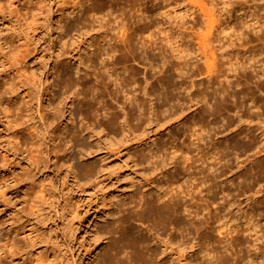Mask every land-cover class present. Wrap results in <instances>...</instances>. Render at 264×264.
<instances>
[{"label": "rangeland", "instance_id": "obj_1", "mask_svg": "<svg viewBox=\"0 0 264 264\" xmlns=\"http://www.w3.org/2000/svg\"><path fill=\"white\" fill-rule=\"evenodd\" d=\"M79 1L0 0V94L10 85H13L17 94L13 101L14 106L10 110L6 109L8 93L4 91V95L0 96V264H119L116 259L104 260L109 253L110 242L113 245L121 244L124 248L123 255L128 253L136 259H141L143 256L136 243L137 231L140 228L151 243L159 248L166 264H264V166H262L264 123L259 126L257 118L253 120L247 118L248 114H243L238 107H231L228 110L226 108L218 112L215 102L216 93H212L213 86L207 81L206 68L203 67V61L196 59L199 58L197 46H201L199 45L201 34L203 30V33L208 32L197 7L200 8V5L207 3L214 9L217 7L216 10L219 11L217 13L222 14L223 17L220 18L224 19L225 25L234 23L238 29V26L242 28L254 24L258 19L263 21L264 0H252V2L228 0L232 2L227 4L228 8L223 3L227 0H214L215 3L212 2L214 4L211 0H148V2L147 0H85L82 11L78 14V9H74L79 5ZM202 2L206 3L202 4ZM145 5L152 8L153 11L150 12L157 20L154 27L157 29V42L153 43L156 51L163 45L175 63L184 60L178 55L186 54L193 68L190 72L191 77L183 80L179 73H173L172 79L167 77L172 81L170 85L172 89L167 99L166 95L160 93L163 90L161 81L166 80V77L161 76L163 79L159 78L161 81L155 82L159 89L148 97L156 108L150 113L153 118L145 121L140 127L130 123L125 125L130 116L126 113L127 109L123 103L124 95H121L122 93L117 95L113 89L114 84L106 88L92 80L78 86L81 90L78 96L76 92L71 93L72 90L76 91V87L70 93H66L65 95L68 96L58 105L55 98L59 92L65 90L59 83L64 81L69 71H73L77 76L79 67L85 69V65L80 64L81 57L83 56L85 61L100 45L105 42L107 45L111 37L110 32L115 31L113 28L117 24H114L116 21L127 19L128 21H124L127 22L125 28L129 33H134L138 29L147 31L141 30L137 22V19L146 13ZM221 9L226 11L222 12ZM262 13L263 15H260ZM118 16H122V19ZM50 18L51 27L48 26ZM78 19H82V23H79ZM111 25L114 26L111 28ZM198 29H202L200 34ZM181 30H184L183 33ZM232 30L222 32L220 28L211 34L215 42L209 46L212 47L210 51L215 49L216 45L222 44L224 50L219 53L224 52L223 61L227 63H224L227 65L225 68L235 62L233 57L235 54L232 50L234 45L231 46L230 40ZM218 31L221 34L220 32L218 34ZM227 31L230 33H226ZM104 34L109 35L107 39ZM262 42L264 40L257 39L254 43L259 45L257 47H262ZM1 44L5 47V51L2 50ZM189 52L192 53L189 55L187 54ZM240 57L241 62L248 60L247 56V58ZM129 61L127 63L131 65L130 67L133 66L136 71L138 69L140 71L137 75L140 76L138 85H146L144 63L139 59ZM161 63L160 60L155 63L154 72L162 68ZM200 66L204 69L201 70ZM121 70L124 71L122 67ZM82 73H85V70H82ZM162 73L158 72L157 75ZM149 79L155 80V78ZM44 82L51 87L41 100L40 87L41 83L45 84ZM203 82L206 85H203ZM254 85L257 87L256 83H252V86ZM258 91L262 93L257 92L258 94H264L263 91ZM158 94L161 98H158ZM204 99L208 101L207 104ZM198 100H201L200 103ZM108 107L119 115V129H114L107 123L104 115ZM181 108H184V113L178 116L177 111ZM238 110L242 113L240 115L247 118V122L240 121ZM211 111H214V114H211ZM175 112L177 117L173 116ZM206 114L209 115L206 126L208 135V132L204 133L201 129L203 125L201 116ZM13 119L21 121L19 125L25 129L26 136L17 137L18 128L15 129L8 122ZM72 120H74L73 125L62 131V126ZM228 120L234 121L233 125L229 126L231 129L229 127L220 129L219 125ZM249 121H253L252 124H247ZM186 124L192 129L188 128L185 131ZM235 124L238 126L233 127ZM210 126L214 127L213 131L210 130ZM49 130L54 131L52 138L49 137ZM251 132L255 135L253 147L248 143ZM201 135L205 136L204 140L199 137ZM27 137L30 140L29 144L25 142ZM234 138L239 139L234 140ZM173 139L177 148H180L185 141V148L192 151L190 156L194 157H190L191 159L178 153L182 156L181 160L187 159V165L191 164L190 162L191 165L194 163L192 169H189L192 172L184 171L182 164L176 163L175 159L169 157L177 149L176 146L171 145L175 142ZM162 143L169 149L163 150V153H170L167 157L170 159H166L165 163L158 162L156 156L152 157L155 148ZM212 146L214 147L211 148ZM206 158L210 159V165ZM224 158L227 161L226 165ZM91 165L95 166L93 171H90ZM210 166L219 168L220 174L217 177L210 173L212 172ZM200 167L205 169V173H199ZM176 168L184 172L179 178L174 175ZM205 174L211 175L207 177L208 179L201 177ZM202 178L204 181H220V184L217 182V190L218 188L221 190L220 187L223 186L222 190H233L237 194L239 192L236 198L242 201L241 209L234 206L235 215L233 214L230 226L234 225L236 230L230 234L224 231L219 233L221 221H216L214 226H211L202 220L209 210L216 211L215 207L210 206L205 210L198 208L199 227L205 229L211 239L206 243L212 251L210 259L203 257L205 252L200 253L199 244L192 249L189 248L188 255L179 256L178 243L168 244L165 241L169 238V234H159L153 228L152 222L148 220L142 222L138 218L141 194L144 195L143 200H145V198L158 199L159 192L164 194V191L166 193L171 189L201 190L196 189L195 186L197 182L203 180ZM180 183L183 186L178 189ZM203 190V193L199 194V200L206 202L201 195L207 197L208 189ZM186 199H190V196ZM220 200H222L221 196L214 205L217 206ZM190 202L192 201L188 200L187 203ZM197 206H194V209H197ZM117 208L119 212L114 214ZM248 218L254 219L251 225L260 223L257 228L261 232L256 234L254 230L246 231L247 233L244 231L243 226L246 229L250 228V223L246 222ZM194 219L193 214L187 213L186 223ZM148 228H152V231ZM239 229L243 235L238 233ZM169 232L174 233L175 229L171 228ZM259 236L263 239L259 241V248L256 249L253 246L256 243L254 239ZM244 241H250V245L240 243Z\"/></svg>", "mask_w": 264, "mask_h": 264}, {"label": "bare ground", "instance_id": "obj_2", "mask_svg": "<svg viewBox=\"0 0 264 264\" xmlns=\"http://www.w3.org/2000/svg\"><path fill=\"white\" fill-rule=\"evenodd\" d=\"M84 1L85 0H80L79 1V5L78 6L76 5L77 7L74 9V10L78 9V14H79V12L82 11V6L84 5ZM230 1H228V0L225 1V2L223 1V3L226 6L227 4H231L232 3ZM232 1L236 2L234 0H232ZM147 2H148V0H147ZM206 2H202V4H205ZM212 2H214V0L213 1L211 0V3ZM247 2L248 1H246V3ZM251 2H252V0H251ZM214 3H212V4H214ZM241 4H243V2H241ZM231 6H233V5H231ZM240 6H242V5H240ZM145 7H146V13L142 17L140 15H137V14H135V15L140 16L139 19H137L138 26L141 28V30L146 29L147 31L143 32L144 30L140 31L138 29L139 31L137 30L134 33H129L128 29L125 28V26L127 25V22L124 21V20H127V19H124V18H123L124 20H120L119 19V21H116L115 23L113 22L114 24H116V23L117 24H116V26L111 25V28H112V26H114L113 30H115V31H112V33L109 31L111 37H110V41L107 42V45L105 44L106 42L104 44L100 45L97 49H95L96 51L93 52V55H91L89 58L87 57V60H85V61H83V58H82L83 56H82L81 57V61L80 60L79 61H80V64L85 65V69H82V67H79V69L77 71V73H78L77 76H76V74L73 71H69L67 73L64 81H61V83H59L61 85V87L63 89H65V90L62 93L59 92L58 96L55 98L58 101V103H57L58 105L60 104V102H62V100L65 97L68 96V95H65L66 93H70V91L76 87V91L72 90L71 93H75L76 92V94H77L76 96H78L80 94V91H81L78 86H80L82 84H86L87 82L89 83L92 80L101 83L106 88H109L112 84H114L115 86H114L113 89L116 91L117 95H120L121 93H122L121 95H124L123 103H124V105H125V107L127 109L126 113L130 116V118L127 120V122H125V125H126V123L127 124L130 123L133 126L140 127V126L143 125V123H145V121H147L148 119L152 120V118H153V116H151L150 113L151 112L153 113L156 108L154 107L152 102L150 103V100H149L148 97L152 96L159 89V88L156 87V83H155L157 80L161 81V79L166 77V80L164 79V80L161 81L163 90L160 91V93H162L163 95H166L167 99H168V94L170 92V89H172L170 87V85L172 84L171 83L172 81H169L168 80L169 78L167 79V77L171 78L173 73H179V76L181 75V77H183V80L186 79V77H191L190 76V72H191V69H193V68L191 66L192 64L190 65L189 58L187 59L186 54H181L180 56L178 55V57L180 59L184 58V60H180L178 63H175L174 60L171 59L172 56H170L167 53V51H166V49L164 48L163 45L161 46L162 48L160 50L156 51V48L153 45V43L157 42L156 41L157 40L156 39L157 29L154 28L156 26V21L157 20L154 17V14L152 12H150V11H153V10H151L152 8L150 9L149 8L150 6H146V5H145ZM228 7L229 6L227 5V8ZM251 7H252V5H251ZM253 7H254V4H253ZM263 7H264V5H263ZM197 8H198V11L200 10V12H201L200 15H202L201 17H203L202 19H203V22L206 24L205 26H206L208 32L203 33L204 32V30H203V32L201 34L202 36L200 35L201 36V41H200L199 45H201V46H197V47H199V48H197L198 51H199V55L197 57H199V58H196V59H197V61H198V59H199V61L201 60V62L203 61V63H202L204 65L203 67L206 68L205 69L206 70L205 73L207 74L206 75V78L208 79L207 81H209V83H211L212 86H213L214 90H212V93L213 92L216 93L215 96L217 97V101H215V102H217L218 112H220V111H222L223 109H226V108L228 110V108L230 109L231 107H233V108L234 107L235 108L238 107L239 110L243 111L242 112L243 114L244 113L246 115L248 114L249 117H247V116H245V117L252 118V120L254 118H257L259 126H262L263 123H264V96H263L264 94L261 95L262 93L259 92L258 90H261V91L264 92V85H261L262 83L264 84V42H262L263 43L261 45L262 47H257L258 44L254 43V42L257 41V39L261 40V41L264 40V18L262 17L263 21L259 20L258 18H255V19H258V20L256 22L253 20L254 24L246 25L245 27H242V28L241 27L239 28V26H238V29H237V25H234V23H232V25L230 23L229 24L227 23V25H225V21H223L224 19L222 20L220 18V17H223L222 14L217 13V12H219V11L216 10L217 7L214 9L213 6L210 7L208 5V3H207V4L203 5V6L200 5V8L199 7H197ZM230 8H232V7H230ZM218 9H220V8L218 7ZM234 9H235V7H234ZM240 9H242V7ZM256 9H258V8H256ZM262 9L263 8L261 7L260 10H262ZM221 11H222V9H221ZM223 11H226V9L223 10ZM227 11H228V9H227ZM259 11H257V12H259ZM251 12H252V10H251ZM254 15H255V13H254ZM260 15H263V13L260 14ZM253 16L251 15V17H253ZM104 17H106V16H104ZM121 17L122 16H120L119 18H121ZM125 18H127V17L125 16ZM116 19L118 20V18H116ZM78 20L77 21L79 23L80 22L82 23V19L81 20L78 19ZM225 20H226V18H225ZM114 21H115V19H114ZM134 23H136V22L134 21ZM51 25H52V21H51V18H50V20L48 19V26L51 27ZM203 26H204V24H203ZM249 27H251L250 30H248ZM200 28H203V27L200 26ZM220 28H222V32H224V31H226L228 29H230V31L232 29L234 30V31L232 30L233 33L230 36V38H231L230 40H231V46H232V44L234 45L232 50H233V52L235 54V56H233V57H235V62H232L230 67H227V68H225V66H227V65H224V63L227 64L226 61L225 60H224L225 62L223 61V53L224 52L219 53V51L221 52V51L224 50L223 46H221L222 44L220 46L216 45L215 49L213 48V49H211V51H210V48H212V47H209L210 45L212 46V43L215 42L214 41L215 38L212 40L213 36L211 38V34L213 32H215V31H217V30H220ZM200 30H202V29H200ZM200 30H199V34L201 32ZM181 31H182L181 33H183L184 30H181ZM219 32L220 31H218L217 33L219 34ZM146 33H147V35H146ZM226 33H230V32L227 31ZM252 33H254V34H252ZM220 34H221V32H220ZM108 36L109 35L105 36V34H104V37H106V39H107ZM219 36L217 38H219ZM254 39H255V41H254ZM216 41H217V39H216ZM218 42L221 43V41H218ZM1 46H2V50H4L5 47L2 44H1ZM181 52L182 51H180V53ZM190 53H192V52H189L187 54L190 55ZM260 55H262L263 57H261ZM240 56H242V57L245 56V58L248 57V60L241 62V60L239 59V58H241ZM257 56H259L261 58H258ZM236 58H237V61H236ZM131 59H136V60L139 59L141 62L144 63L145 69H146V72H145L146 77L144 78V76H143V78L146 79V81H147L146 85H144V86L142 84L138 85L139 84L138 82L140 80V76H137L139 69H138V71H136L135 70L136 68H134L133 66L130 67L131 65L129 66V64L127 62L129 60H131ZM159 60L162 62L161 63L162 68L159 69L158 72H163L162 75H157L158 72H156V71L154 72L155 63L158 62ZM195 64H198V63H195ZM195 64H193V66H195ZM121 67H122V69H124V71L121 70ZM196 67H197V65H196ZM200 67H198V69ZM203 67H201L200 69L203 70L204 69ZM200 69H199V71H200ZM82 70H85V73H82ZM205 73H203V74H205ZM139 74H141V73H139ZM161 76H164V77L162 78ZM149 78H155V80L151 81L152 79L150 80ZM159 78H161V79H159ZM204 82H206V81H204ZM204 82H203V85H206V84H204ZM252 83H254V84L256 83L258 88L255 85L252 86ZM50 87H51L50 84L41 83V87H40V94H41L40 99L41 100L43 98V95L47 92V90H49ZM207 87H209V85H207ZM252 87H256L258 90L256 88L254 89ZM6 89L7 90H4L5 92L8 93L7 94L8 100L6 101L7 104H8V107H6V109L10 110V108H12L14 106L13 101L17 97V94L15 92L16 89L13 87V85H10L9 88H6ZM204 89H206L205 86H204ZM211 89H209V92H210ZM4 91H2L0 96L4 95ZM202 91H204V90H202ZM143 92H144V94H142ZM205 92H207V91H205ZM257 92H259L261 94H258ZM158 95H159L158 98H161V95L160 94H158ZM195 98H196V96H195ZM191 100H192V98H191ZM195 100L197 101V99H195ZM195 100H194V102H195ZM201 100H203V99H201ZM200 101L198 103H200ZM204 101L207 104L208 101H206V99H204ZM51 104L52 103L50 102L49 105H51ZM176 105H178V104H176ZM188 106L191 108L190 105H188ZM213 106H214V104H213ZM196 107H197V105H196ZM151 109H152V111H151ZM177 110H179V109H177ZM239 110H238V112H239ZM213 112L211 111V114ZM182 113H184V108L183 109L181 108L180 111H177L178 116L182 115ZM240 113H241V111L239 112V116H238L240 118V121H242L243 123L247 122V120H246L247 118L245 119L244 116L240 115ZM204 114H205V112H204ZM204 114H202V115H204ZM55 115L56 114H54V116ZM152 115H154V114H152ZM173 116H176V112H175V115L173 114ZM104 117H105V119H106V121H107V123L109 124L110 127L114 128V129H119V127H120L119 115L116 112H114L113 110H111L110 107L107 108ZM201 117H203V118H201ZM201 117L200 118L203 121V125L201 126V129H202V131L204 130V133L205 132L207 133L208 129H207L206 126H208L207 120H209V118H208L209 115L206 114L205 116H201ZM200 118H199V120H200ZM54 119H56V118H54ZM257 119H255V120H257ZM255 120H254V122H255ZM169 121H171V120L169 119ZM8 122L11 123V126L14 127L15 129L18 128L17 129V133H18L17 137L26 136L25 129L21 125H19V123L21 122L20 120L13 119V120H8ZM70 122L66 123V125H64V127L62 126V129H63L62 131H64V129H66L68 126L73 125L74 120H72ZM153 122H155V121H153ZM209 122L211 123V119H210ZM233 122H232V120H228V122H222V124H220L219 127H220V129H226L229 126L233 125L232 124ZM252 122L253 121H249V123H247V124H250V123L252 124ZM188 126H189V124H188ZM236 126H238V125L235 124V126H233V127H236ZM186 127H187V124H186ZM186 127H184V128H186ZM240 127H242V126H240ZM47 128L50 129L49 127H47ZM188 128L189 127H187L184 130L186 131V130H188ZM190 128L192 129V127H190ZM206 129H207V131H206ZM229 129H231V128L229 127ZM210 130L213 131L214 127L211 128V126H210ZM234 130H235V128H234ZM53 132L54 131L49 130V137L52 138ZM193 132H195V130H193ZM217 133L219 134V132H217ZM208 134H209V132L207 133V135ZM204 135H201L203 137H201V136H199V137L202 140H204V138H205ZM249 135H250V133H249ZM236 139H239V138H234V140H236ZM249 139H250V142H248V143L250 144V146L251 147L255 146V145H253L254 139H255V135H253L252 132H251V135H250ZM25 142L27 144H29V142H30L29 137L26 138ZM49 143H50V140H49ZM175 143H176V141L174 142V144H171V145H173L175 147L177 145ZM188 145H190V144H188ZM208 145H210V144H208ZM238 145L240 146V143ZM166 146L167 145L163 144V143L160 144V145L158 144V147L155 148L152 157L156 156V157H158V158H156V160L158 162L164 161V163L167 160H169L170 158H172V159H175L176 163H180V164L183 165V166L182 165L181 166L183 167V169H185L184 171H186V170L188 171L189 169H192L191 167L194 165V163H193V165H191L192 162H190L191 164H189L187 162L189 164V165H187L186 164V160L189 159L190 157H194V156H192V155L190 156V154H191L190 152H192V151L185 148V146H186L185 141L181 144L180 148H177V146H176L177 149L173 151V155L171 153V156H169L170 157L169 159L167 157H168V154H170V153H166V152L163 153V150H165V151L169 150V149H167L168 147H166ZM197 146H199V145H197ZM234 146H236V145H234ZM202 147H203V145H202ZM213 147L214 146H212L211 148H213ZM169 148H170V146H169ZM207 148L209 149L208 146H207ZM203 149H206V148H203ZM215 150H218V149H215ZM212 151H213V149H212ZM170 152H172L171 148H170ZM179 152L182 153L185 156V158H187V159L183 158L185 160H181L182 156L178 155ZM151 153H152V151H151ZM211 154H213V153H211ZM67 155H68V153H67ZM222 156L220 155V157H222ZM211 157H213V155ZM220 157L218 156V158H220ZM223 157L226 158V156H223ZM72 158H75V157H72ZM211 159H213V158H211ZM222 159H220V160L222 161ZM203 160L205 161V159H203ZM207 160L209 161L210 159H207ZM215 160H216V158H215ZM251 160H252V158H251ZM221 161H219V162H221ZM225 161H226V159H225ZM263 161H262V166H264V162ZM161 163H163V162H161ZM173 163H175V162L173 161ZM224 164L226 165L227 161L224 162ZM209 165H210V161H209ZM195 166H194V168H195ZM177 167H178V165H177ZM210 167L212 168L211 169L212 172H210V173L214 177H217V175L220 174V173H218L219 168L218 167L215 168L216 166L215 167L214 166H210ZM94 169H95V166L91 165L90 171H93ZM176 170H177V168H176ZM199 170H200L199 173L200 172H204L205 173V169L204 168L201 169V167H200ZM231 170H233V169L231 168ZM189 171H191V170H189ZM251 171H253V170H251ZM194 172H193V174H194ZM206 172H208V171L206 170ZM182 173H184V172H182L181 170L178 169L177 171L174 172V175L179 178V176L182 175ZM256 173H257V170H256ZM211 174H205V176H201V177H203V178L204 177L205 178L208 177L209 178V175H211ZM174 175L172 173V176H174ZM202 175H203V173H202ZM180 178H182V177H180ZM210 179H212V177ZM206 181H204V179L202 181L200 180L199 183L196 181L197 182V185L195 186L196 189H201V190H183V189H181L183 184L180 183V184H178V187H180L178 189H181V190H175V189L172 190L170 188L171 190H167L166 193L164 191V194H163V192H161V193L159 192V198L158 199L145 198V200H143L144 199L143 198L144 195L141 194V199L142 200L139 202L140 203L139 204L140 205V209L138 211V218L142 222H145L147 220L149 222H152L151 224H152L153 228H155L159 232V234L160 233H164V234L166 233L167 235L169 234V238L167 240H165V241L168 244H170V243L171 244H175V243H172V242L178 243L177 244V246H178V250L177 251H178V253H180V255L178 254L179 256L188 255L190 253V252H188V249L189 248L192 249V248L196 247L197 244H199L200 245V253L205 252V256H203V257H206L207 259L212 258V257H210V256H212V251L209 249V247H207L208 245L206 244L207 242H209L211 240L210 239V235L208 234L207 231H205V229H201L199 227V223H198L199 218H198V216L200 215V210H198V208H202V210L203 209L205 210V209H207L210 206H212V208L215 207L214 209L216 211L209 210L208 214H206L205 217L202 218V220L205 223L207 222L211 226H214V223L216 221H221L222 224L219 227V233H223V231H224L225 233L227 232V234H230V233L233 232V230H236L235 227H233L234 225L230 226V221L233 218V214H234V210H235L234 206H237V208H239V209L242 208V201H240V200H238L236 198L240 193L238 192V194H237L233 190H229V191L228 190H222L223 186L220 187L221 190H219V188L217 190L216 187H218V183L220 184V181H218V180H217L218 183L214 182L215 180L213 182H212V180H209L207 182ZM210 181L212 182L211 184L209 183ZM175 182H178V181H175ZM175 182H173V183L175 184ZM173 183H172V185H173ZM173 186L176 187V185H173ZM204 188L208 189V190H206V191H208L207 192L208 194L206 193V195H208V196L204 198V195L202 194L201 198L204 199L206 202L199 200V194L203 193V191H204L203 189ZM221 194H223V195H221ZM241 194H242V192H241ZM168 195H169V197H168ZM188 196H190V199H186ZM220 196H221L222 200L218 201V205L215 206L214 204L217 202V199ZM238 198L240 199V197H238ZM188 200H191L192 202L187 203ZM194 206H197V209H194ZM219 208H220V211H219ZM217 209H218L219 212L217 211ZM115 210L116 211L114 212V214L119 212L118 208L115 209ZM187 213L189 215L193 214V218H195V219L192 220V221L190 220L189 222L186 223V215H187ZM248 219L249 220L246 221V222L250 223L249 224L250 228L246 229L242 225L243 229H245L244 231L245 232L246 231L250 232V231L254 230L256 232V234H258L260 230L257 227L260 226V223L256 222V223H252V225H251V222H252L253 218L252 219L248 218ZM240 225H239V227H240ZM171 228L175 229L174 233L169 232V230H171ZM148 230L152 231V228H148ZM193 232H194V235H192ZM238 233L243 235L241 229H239ZM263 236H264V234H263ZM262 239L263 238H261V236L257 237V239L256 238L254 239V240H256V241H254L256 243H254L253 246L256 249L259 248L258 243H260L259 241L262 240ZM136 240H137V242H136L137 243V247L141 250V253H142V256H143L141 259H136L135 257H133L132 255H130L128 253L126 255H123L122 254V251L124 249L123 246L121 244H114L113 245L110 242V244L108 246L109 247V253L104 258V260L107 261V259H109V258L110 259H116L119 264H166L165 261L163 260V257L161 256L159 248L155 247L151 243L150 239L147 238V235L144 234V232H143V230L141 228L138 229V231H137ZM249 242H245L244 241V242H240V243H243V244H247L248 243L249 244ZM228 245H230V244H228ZM249 245H247V247H250ZM251 245H252V243H251ZM253 246H251V247H253ZM250 250H251V248H250ZM257 252H258V250H257Z\"/></svg>", "mask_w": 264, "mask_h": 264}]
</instances>
